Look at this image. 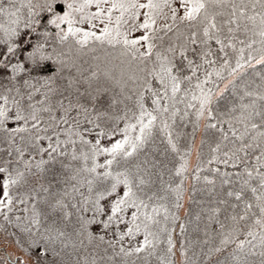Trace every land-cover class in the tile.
Listing matches in <instances>:
<instances>
[{"label":"snow or ice","instance_id":"6c2138e0","mask_svg":"<svg viewBox=\"0 0 264 264\" xmlns=\"http://www.w3.org/2000/svg\"><path fill=\"white\" fill-rule=\"evenodd\" d=\"M0 251L264 264V0H0Z\"/></svg>","mask_w":264,"mask_h":264},{"label":"trees","instance_id":"16d2710c","mask_svg":"<svg viewBox=\"0 0 264 264\" xmlns=\"http://www.w3.org/2000/svg\"><path fill=\"white\" fill-rule=\"evenodd\" d=\"M186 131H191V128L189 127L188 129H186ZM199 139H200V134L198 133L197 134V143L199 142ZM195 162H196V157H195V159H194V164H195ZM205 200V201H208L207 203H205V204H203V205H197V204H188L187 202L185 203V208L184 209H182L181 210V213H180V215H181V217H183L184 216V214H185V211L186 210H191V212L193 213V214H195L196 212H198V211H200V209L203 207V208H207V207H209L210 206V201H209V198L206 196V194H204V193H198L197 195H196V200ZM188 235L190 236V238L191 239H196L197 238V235L192 231V226L190 225L189 226V232H188ZM200 238H202V236L200 237ZM177 239L179 240L180 239V237L179 236H177ZM5 247H8V249H9V246H5ZM191 254V253H190ZM2 255H4V252L3 251H0V256H2ZM177 260H178V256H177Z\"/></svg>","mask_w":264,"mask_h":264},{"label":"rangeland","instance_id":"374dc122","mask_svg":"<svg viewBox=\"0 0 264 264\" xmlns=\"http://www.w3.org/2000/svg\"><path fill=\"white\" fill-rule=\"evenodd\" d=\"M194 159H195V152H193V154H192V163L193 164H194ZM8 250H10V251L12 250L10 246H9ZM177 256H178L177 264H180L182 257H180L179 254H177Z\"/></svg>","mask_w":264,"mask_h":264}]
</instances>
